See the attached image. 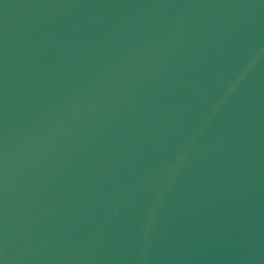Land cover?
I'll return each instance as SVG.
<instances>
[{"label": "water", "instance_id": "water-1", "mask_svg": "<svg viewBox=\"0 0 264 264\" xmlns=\"http://www.w3.org/2000/svg\"><path fill=\"white\" fill-rule=\"evenodd\" d=\"M0 264H264V0H0Z\"/></svg>", "mask_w": 264, "mask_h": 264}]
</instances>
